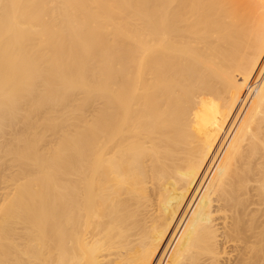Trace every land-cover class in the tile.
Wrapping results in <instances>:
<instances>
[{
	"label": "bare ground",
	"instance_id": "obj_1",
	"mask_svg": "<svg viewBox=\"0 0 264 264\" xmlns=\"http://www.w3.org/2000/svg\"><path fill=\"white\" fill-rule=\"evenodd\" d=\"M263 3L0 0V264H264Z\"/></svg>",
	"mask_w": 264,
	"mask_h": 264
},
{
	"label": "rangeland",
	"instance_id": "obj_2",
	"mask_svg": "<svg viewBox=\"0 0 264 264\" xmlns=\"http://www.w3.org/2000/svg\"><path fill=\"white\" fill-rule=\"evenodd\" d=\"M263 2H264V0H263ZM64 95L65 96L63 97V99L56 101V103L51 107V114L50 115L52 117L53 122L50 125L46 124L45 122H41L42 124L39 122L37 124L36 130H35V135L31 139H29L27 142H24V144H23V142L21 143L20 151H22V154H21L20 158L16 159V160L18 161L19 165L21 164V169L24 168L21 170L22 171L21 172L22 178H20V182H23V184L29 183V180H30V183H33L36 180L35 178L40 179L41 181L45 180V178H46L45 177L46 176L45 169H43V168H33L32 169L31 168L30 163L33 161L34 156L38 155L39 153L40 154L38 155V157L41 156V154L42 155L44 153L46 154L49 147H50L49 149H51L52 151L53 150L57 151L58 154L63 152L62 151V150H64L63 147L67 146V145H65L66 140H60V138L57 137L56 132H57V134L58 133L61 134L60 131L66 130L69 127L72 128V126L74 124L78 125V123H79L78 121L81 118V116L83 114H86V116L88 117L89 114L86 111L92 110L91 112H93L94 109H92V108H94L96 106L95 105L97 102L96 95L86 96V95H84V93L82 92V89L80 87H76L74 89H71L70 92L64 93ZM84 112H86V113H84ZM90 114H92V113H90ZM86 116L83 115L82 117H86ZM90 116H92V115H90ZM57 128H59V130L55 131ZM71 128H69V129H71ZM55 136H56V139H55ZM33 139H34V141H33ZM63 139H65V138H63ZM26 145H28V146H26ZM35 151H37V153ZM31 154H32V156H31ZM30 158H32V159H30ZM14 162H15V160H14ZM25 163H26V165H25ZM25 169L26 170L29 169V171L28 170L26 171ZM23 171H24V174H23ZM30 172H32V173H30ZM27 178H29V179H27ZM32 179H33V181H32ZM7 237L5 239V242L8 245L15 241L14 237H12V236H9V238H7ZM31 243H33V242H31ZM48 244H50V239H49V242L47 239H43L42 242L36 243L34 246H32V244L30 245V247L25 246V249L28 250V249H31V247H32V249H34V250H39L42 253L41 254V260L39 263L40 264H46L48 262V258L50 256L49 253H51L49 251L50 249H49ZM26 247H28V248H26ZM25 249L23 247V250H25ZM39 263H37V264H39Z\"/></svg>",
	"mask_w": 264,
	"mask_h": 264
}]
</instances>
